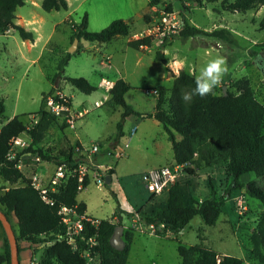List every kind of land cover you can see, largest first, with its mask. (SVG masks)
Returning a JSON list of instances; mask_svg holds the SVG:
<instances>
[{
  "label": "rangeland",
  "instance_id": "obj_1",
  "mask_svg": "<svg viewBox=\"0 0 264 264\" xmlns=\"http://www.w3.org/2000/svg\"><path fill=\"white\" fill-rule=\"evenodd\" d=\"M223 1L185 0L182 9H178L173 0H163L154 10V7H148L150 0H69V10L45 12L41 7L42 0H26L25 6L16 12L15 23L33 32L35 41H23L14 30L0 34V103L3 102L6 109L0 130L15 117H19L29 131L34 130L39 122L37 113L43 99L53 87L56 88L54 95L58 92L63 94L71 103L69 111L62 112L56 120H51L48 115V120L37 130L36 143L30 135V148L41 151L45 156L58 157L59 162L65 163L68 156L62 157L61 152L68 153L79 145L101 144L102 153L95 162L114 170L113 181L109 185L103 182L102 187H97L91 173L89 186L79 192L77 200L87 205L90 216L112 220L120 226L114 218L117 213L124 228L121 236L124 244V233L134 231V210H139L142 200L148 201L151 197L140 181L141 176L158 165L175 167L170 163L174 154L163 127L153 118L126 120L124 136L115 146L122 108L111 101L107 88L100 86L104 82L100 81V76L110 83L116 78L124 79L132 87L126 94L127 103L140 114L149 115L156 103V96L151 91L158 86L171 90L173 77L181 70L197 77L208 62L223 57L227 72L213 90L214 95L226 92L238 95L248 86L257 101L264 105V75L260 71L264 66V6L247 12H227L222 9ZM171 5L175 13L183 16L185 23L203 31V34L189 39L176 35L164 42L152 38L151 47L142 50L128 47L126 52L119 49L124 38L107 44L78 41L64 75L85 78L98 90L86 95L65 81H61L59 86L53 85L58 64L73 47V33L85 12L91 15L89 32H100L115 20L135 15L129 20L131 34L126 38L129 43L145 38L147 28L158 19L161 11L167 12ZM147 14L151 17L149 23L144 20ZM223 28L233 33L234 45L211 36ZM96 47H102V50ZM158 52L165 56L167 65L157 62ZM134 127H137L135 134L132 133ZM122 149L126 151L122 158L107 155L108 151ZM20 162V171L27 179L33 174L46 178L53 173L55 165L26 151L21 153ZM190 171L194 175H190ZM178 174V183L188 206L193 205V198L201 203L228 196L217 225L206 226L200 217H196L181 233H170V239L149 236L150 228L144 225L146 234H136L128 264H181L177 251L179 244L211 248L220 256L242 259L243 264H264V247L259 244L256 231L264 206L251 197L246 188L255 175L242 176L239 183L243 187L232 188V179L227 176L224 164L201 170L186 165ZM20 186H23L22 182L12 184L0 178V197L7 190ZM168 194L167 188L155 201L147 203L144 216L154 208L166 206ZM13 223L16 225V221ZM136 225L140 226V223ZM6 237L5 230L0 228V255L4 253ZM20 244V264H39L44 249L34 248L27 241ZM89 264H97V260L89 261Z\"/></svg>",
  "mask_w": 264,
  "mask_h": 264
},
{
  "label": "trees",
  "instance_id": "obj_2",
  "mask_svg": "<svg viewBox=\"0 0 264 264\" xmlns=\"http://www.w3.org/2000/svg\"><path fill=\"white\" fill-rule=\"evenodd\" d=\"M163 0H150L148 7H158ZM178 9H182L185 0H173ZM26 0H0V34L14 30L23 41L33 43L35 35L24 27L17 25L16 12L25 6ZM264 6V0H225L222 9L227 12H247ZM42 9L45 12L67 11V0H42ZM167 13H173V6L166 9ZM144 20L149 23L151 17L147 14ZM131 21L115 20L100 32L88 31V14L85 13L80 25L73 33V40L85 41L90 44H107L121 37L128 38L131 34ZM203 31L191 27L185 23L180 32L183 39L194 38L202 35ZM211 36L218 40L234 45L236 40L228 29L214 31ZM151 38L133 40L128 46L135 50L151 47ZM73 54L66 53L58 64V74L53 79V85L59 86L65 81L83 94L91 95L98 90L85 78H73L65 76V70ZM157 62L167 65L165 56L158 52ZM196 87V77L181 70L173 77L171 90L164 86H158L154 112L142 115L126 101V94L132 87L126 81L117 80L110 90V99L122 108L121 120L117 125L118 133L115 146L120 144L124 136V123L128 119L153 118L158 121L172 144L175 166H194L197 170L226 165V174L232 179V188L243 187L239 183L242 176L254 174L255 179L246 185L251 197L258 199L264 206V105L257 101L250 87L243 88L238 95L226 92L216 96L209 94L205 97L193 95L192 99L185 101L183 95L192 93ZM53 87L49 95H54ZM170 94L169 98L167 95ZM45 98V99H46ZM167 105L168 109L165 107ZM67 106L71 103L67 101ZM5 105L0 103V121L5 119ZM39 122L35 129L28 133L33 138V143L38 140L37 130L41 124L56 120V116L46 110L43 99L41 108L37 113ZM27 132L24 123L15 117L9 120L0 130V178L6 182L16 184L22 182L23 186L11 188L0 197V212L4 213L11 222L18 242V253L22 251L21 241H27L34 248L44 249V254L39 264H88L87 258L82 256L83 251H89L91 257L99 256L98 264H127L134 240V231L124 233L125 246L122 250H116L110 244V240L118 226L112 220H101L97 227L86 224L84 238L97 235L98 245L89 248L84 239H78V250H74L64 238L66 226L62 223L59 211L61 207H77L79 214L87 212V205L78 202L80 192L77 179H71L59 194L52 195L56 203L51 206L43 202L39 192L31 186V180L16 167L21 154L14 161L8 160L10 141ZM77 147H82L79 145ZM26 152L37 154L42 160L54 164L59 162L58 157L45 156L41 151H33L28 148ZM24 152V151H23ZM22 152V153H23ZM73 155V156H72ZM61 156H68L65 164H78L80 158L75 150L61 152ZM94 171V169H91ZM101 172L105 182L106 176H111L113 181L114 170L106 167ZM190 175L194 172L190 171ZM89 186V176L85 178L84 189ZM83 189V190H84ZM155 195H151L147 203L153 202ZM228 196L219 199L197 202L192 206L185 202L180 185L176 182L169 188L166 206L152 209L147 216L146 204L136 210L135 216L146 221V226L155 227V235L170 239L168 233L179 234L196 217H200L206 226H216L222 213ZM114 218L121 224V217L114 214ZM16 221V225L13 223ZM163 229H160L161 226ZM0 228H3L0 221ZM257 233L259 244L264 247V214L261 216ZM178 254L182 264H243V260L234 256H220L215 250L201 246H178ZM20 261V258H19ZM11 264V248L8 238L4 240V253L0 255V264ZM21 263V261H20Z\"/></svg>",
  "mask_w": 264,
  "mask_h": 264
},
{
  "label": "built area",
  "instance_id": "obj_3",
  "mask_svg": "<svg viewBox=\"0 0 264 264\" xmlns=\"http://www.w3.org/2000/svg\"><path fill=\"white\" fill-rule=\"evenodd\" d=\"M157 9L156 7L153 8ZM185 27V21L183 16L179 13H167L160 12V15L156 21L152 23L150 27L147 28L145 38H157L159 41L164 42L166 38L171 39L172 37L179 35L180 32ZM104 87H110V83L104 81ZM101 86H103L101 84ZM113 87V86H112ZM158 91L154 89L151 91L153 96H158ZM66 97L60 92L56 93V95L48 96L45 99V107L48 112L56 117L62 116V112L69 111V106H67ZM71 125L73 122L71 120L68 121ZM29 130L24 134L12 138L9 145L10 150L8 153V160L14 161L18 158L19 154H21L26 149L30 148L32 145V140ZM136 132V129L133 130V134ZM76 152L79 157H81L80 162L78 164L67 165L63 164H55L53 173L48 177L44 178L41 174H33L30 178L31 186L39 192V195L44 203L53 206L56 203V200L52 197V195L59 194L60 191L68 184L71 179H77L79 183V190L82 191L84 189V181L85 178L88 177L91 173L95 180L97 187H102L103 185V177L104 175L98 170H102L106 168V166H102L96 164L95 158L102 153L101 144L94 143L89 147H76ZM108 156H116L117 158H122L124 153L120 150L112 152L108 151ZM39 161V159H38ZM19 170H22V165L19 162L16 166ZM183 166H162L156 169H152L141 176V182L144 185L145 190L151 195L161 194L165 189H169L173 184L177 182V178L179 176V170H181ZM91 169H94L91 170ZM59 215L61 216L62 223L66 226V235L65 239L69 245L73 247L74 250H78V239H84L86 224L90 226L97 227L100 221L94 220L93 218L87 216L86 214H79L77 207L68 208L61 207L59 211ZM136 217V216H135ZM133 218L134 222L140 223V226L144 227V224L141 223L138 219ZM138 220L140 222H138ZM163 225L160 229H163ZM150 231L155 233V227L152 225L149 227ZM86 244L89 248H94L98 245L97 235L85 240ZM82 256L87 258L88 264L89 261L97 260V264L99 263V256L91 257L89 251H83Z\"/></svg>",
  "mask_w": 264,
  "mask_h": 264
},
{
  "label": "clouds",
  "instance_id": "obj_4",
  "mask_svg": "<svg viewBox=\"0 0 264 264\" xmlns=\"http://www.w3.org/2000/svg\"><path fill=\"white\" fill-rule=\"evenodd\" d=\"M226 72V61L223 57L211 60L201 68L200 74L196 77L195 89L192 93L183 95L182 99L189 101L193 95H199L203 98L209 94H214L213 90L220 85Z\"/></svg>",
  "mask_w": 264,
  "mask_h": 264
},
{
  "label": "water",
  "instance_id": "obj_5",
  "mask_svg": "<svg viewBox=\"0 0 264 264\" xmlns=\"http://www.w3.org/2000/svg\"><path fill=\"white\" fill-rule=\"evenodd\" d=\"M78 39H75L73 42V47L70 48L68 50V52L70 54L74 53L76 48H77V43H78ZM261 73L264 75V68H260ZM112 183V178L111 176H106L105 179V184L109 185ZM136 219H138V217H135ZM144 225H146V221L139 219ZM0 221L2 223L3 229L6 232L7 238L9 240L10 243V248H11V264H20L19 261V253H18V242H17V236L15 234V231L13 229V226L11 224V222L8 220L7 216L0 212ZM123 231L124 228L123 226H117L115 228V233L113 235V237L110 240V244L112 245V247L116 250H122L125 246L121 236L123 235Z\"/></svg>",
  "mask_w": 264,
  "mask_h": 264
},
{
  "label": "crops",
  "instance_id": "obj_6",
  "mask_svg": "<svg viewBox=\"0 0 264 264\" xmlns=\"http://www.w3.org/2000/svg\"><path fill=\"white\" fill-rule=\"evenodd\" d=\"M67 2H68V4H69V8H70V3H69V0H67ZM69 10V9H68ZM85 13H87L88 14V20H89V25H90V14L88 13V12H85ZM84 13V14H85ZM134 17H135V15H132V16H130L129 18H126V19H123L124 21H129L130 19H134ZM89 25H88V29H89ZM110 25V24H109ZM133 26H134V28H135V21H134V24H133ZM121 38H124L125 39V41H124V43H121L122 45H120V47H119V49L120 50H123V49H125V52H126V49L129 47L128 46V39L126 40V38L125 37H121ZM121 38H117V39H115V40H113L112 42H116V41H120L121 40ZM111 42V43H112ZM98 50H102V47H96ZM142 50V49H141ZM111 55V54H110ZM107 58H109V57H107ZM101 79L102 80H104V81H106L107 83H108V81L109 80H107V79H105V78H103V77H101L100 76V81H101ZM117 80H119V78H116V80H114V81H112V83H110V85H108V86H110V87H107V92H108V94L110 93V90H111V88H112V86L114 85V83L117 81ZM122 80H124V79H122ZM100 81H99V83H98V85H100ZM170 81V80H169ZM103 86H105L104 84H103V82L101 83ZM101 86V85H100ZM110 95V94H109ZM153 112H154V110H153ZM155 120V119H154ZM134 129H136V131H137V127H134L133 128V130ZM135 134V133H134ZM126 147H128V145H126ZM117 149V148H116ZM121 152H123L124 154L126 153V151H125V149H122V150H120ZM170 163H173V164H175V162H174V160H173V162H170ZM169 162H168V164H170ZM162 166H167V164L166 165H158L156 168H159V167H162ZM183 168V167H182ZM155 169V168H154ZM179 177V176H178ZM177 183H178V178H177ZM179 184V183H178ZM182 190V189H181ZM164 192V191H163ZM162 192V193H163ZM162 193L161 194H158V195H155L154 196V200L153 201H155L159 196H161L162 195ZM150 197V196H149ZM193 198V197H192ZM167 200H168V198H166V204H167ZM185 200H186V198H185ZM192 200V199H191ZM195 199L193 198V201H194ZM148 201H147V199L146 200H142V204L138 207L139 209L142 207V206H144V204H146ZM137 210V209H136ZM136 210H134V212L136 211ZM87 216H89V217H91V218H93L94 220H97V221H101L102 219H96V218H94V217H92V216H90L89 214H88V207H87V212L85 213ZM134 218V217H133ZM134 219H132V227H133V229H134V233H135V236H134V240H133V243H134V241L136 240V234L138 233V232H141L142 234H146L145 233V228H143L142 226H137L136 225V222H134L133 221ZM170 233H168V235H169ZM173 234V233H172ZM149 236H155V237H158V236H156L155 235V233L153 232V231H149ZM170 236V235H169ZM170 238H172L171 236H170ZM133 243H132V245H133ZM132 245H131V251H130V254H131V252H132ZM130 256V255H129ZM180 257V256H179ZM180 260H181V258H180ZM128 261H129V258H128ZM127 264H128V262H127ZM181 264H182V260H181Z\"/></svg>",
  "mask_w": 264,
  "mask_h": 264
},
{
  "label": "flooded vegetation",
  "instance_id": "obj_7",
  "mask_svg": "<svg viewBox=\"0 0 264 264\" xmlns=\"http://www.w3.org/2000/svg\"><path fill=\"white\" fill-rule=\"evenodd\" d=\"M261 68H264V66H263V67H261Z\"/></svg>",
  "mask_w": 264,
  "mask_h": 264
}]
</instances>
